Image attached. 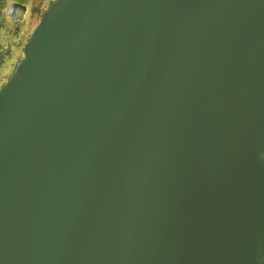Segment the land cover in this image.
<instances>
[{
  "label": "water",
  "instance_id": "water-1",
  "mask_svg": "<svg viewBox=\"0 0 264 264\" xmlns=\"http://www.w3.org/2000/svg\"><path fill=\"white\" fill-rule=\"evenodd\" d=\"M0 264H264V0H58L0 89Z\"/></svg>",
  "mask_w": 264,
  "mask_h": 264
},
{
  "label": "crops",
  "instance_id": "crops-1",
  "mask_svg": "<svg viewBox=\"0 0 264 264\" xmlns=\"http://www.w3.org/2000/svg\"><path fill=\"white\" fill-rule=\"evenodd\" d=\"M58 1V0H57ZM8 3V4H7ZM7 3H6V5H5V7H4V10L6 11V18L8 19V20H11V21H16V22H18V21H21V22H23V25H24V27H25V29H23V31H21L20 29L19 30H13V29H11L10 31H9V35H7V36H10L11 37V39L10 38H6V40L8 39L9 41H7V43H2V44H4L5 46H7V47H10V55H15L16 53H20L21 54V56L19 57V59H17V61L15 62L16 63V65L18 64V63H20L21 62V60L23 59V57H24V50H25V47H26V45L28 44V42H29V40H30V37L32 36L31 34L29 35V38H27V40H26V42H27V44L25 45V43H22V39H21V35H25L26 33H28V32H30V31H33L34 30V28H36V27H38L39 25H40V23H41V21H42V19H43V17L47 14V13H49V11L51 10V8L54 6V4L56 3H54L52 6H51V8H50V10L47 12V11H44V9L43 8H45V7H41L40 6V8H42V10H37V11H34V10H32V8H31V5L30 4H25V5H22V4H20L18 1H16V0H7ZM18 3V4H17ZM37 4H39V3H37ZM13 9L12 11H13V14L15 15V16H18L20 13H19V11L20 10H22V8H25V13H24V15L23 16H21V18L20 19H14V18H12L11 16H10V14H9V9ZM15 10H17V11H15ZM27 14H30V17H29V19L28 20H25V17H26V15ZM1 29H5L4 27L3 28H1ZM37 29V28H36ZM35 29V30H36ZM5 31V30H4ZM32 33V32H31ZM34 33V32H33ZM0 37H2V33L0 32ZM8 42H10V43H8ZM12 57H14V56H12ZM11 59V57H9V59L8 60H10ZM9 64V62L8 61H6V65H8ZM16 65L14 66V68H13V71H14V69H15V67H16ZM19 65V64H18ZM17 65V66H18ZM15 71H16V69H15ZM15 73V72H14ZM13 73V74H14ZM12 74V73H11ZM13 76V75H12ZM11 76V77H12ZM11 77H9V79L7 80V82L10 80V78ZM6 82V83H7ZM5 85V84H4ZM4 85H2V86H4ZM2 86H1V88H2Z\"/></svg>",
  "mask_w": 264,
  "mask_h": 264
},
{
  "label": "rangeland",
  "instance_id": "rangeland-1",
  "mask_svg": "<svg viewBox=\"0 0 264 264\" xmlns=\"http://www.w3.org/2000/svg\"><path fill=\"white\" fill-rule=\"evenodd\" d=\"M16 1H18V0H16ZM6 3H7V0H3L2 3H0V32L2 33V38H4V39L10 38L11 39L10 36H7V35H9L8 33H9V31L11 29H13L15 31L20 29L21 31H23V29H25V27L23 25V22H21V21L16 22V21L8 20L6 18V11L4 10V7H5ZM29 17H30V14H27L26 17H25V20H28ZM3 27L5 28L4 29L5 31L3 29H1ZM36 28H34L33 31H30V32L26 33L25 35H21L22 43L26 42L27 38H29V35L30 34L32 35ZM7 41H9V40L7 39ZM8 43H10V42H8ZM26 44H27V42L25 43V45ZM12 56H14V57H12ZM20 56H21L20 53H16L15 55H8V58L6 59V61H8L9 64L6 66V68L3 71H1V73H2L1 75L2 76H7V75L10 74L9 76L11 77L13 75V73L15 72V69L17 68V65L19 64L18 63L16 65L15 62L17 61V59H19ZM9 57H11L10 60H8ZM15 65H16V67H15V69L13 71V68H14ZM6 82L4 84H6ZM0 89H1V87H0Z\"/></svg>",
  "mask_w": 264,
  "mask_h": 264
},
{
  "label": "trees",
  "instance_id": "trees-1",
  "mask_svg": "<svg viewBox=\"0 0 264 264\" xmlns=\"http://www.w3.org/2000/svg\"><path fill=\"white\" fill-rule=\"evenodd\" d=\"M2 43H7V40L0 37V87L4 85V83L9 79V75L2 76L1 71H3L6 68V59L8 58V55H10V47L5 46Z\"/></svg>",
  "mask_w": 264,
  "mask_h": 264
},
{
  "label": "flooded vegetation",
  "instance_id": "flooded-vegetation-1",
  "mask_svg": "<svg viewBox=\"0 0 264 264\" xmlns=\"http://www.w3.org/2000/svg\"><path fill=\"white\" fill-rule=\"evenodd\" d=\"M3 0H0V3H2ZM18 2L22 5H25V4H30L31 5V8L32 10L34 11H37V10H42L43 8L44 11H49L51 6L57 2V0H18ZM39 3V4H37ZM40 6L42 8H40Z\"/></svg>",
  "mask_w": 264,
  "mask_h": 264
}]
</instances>
